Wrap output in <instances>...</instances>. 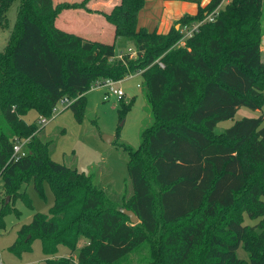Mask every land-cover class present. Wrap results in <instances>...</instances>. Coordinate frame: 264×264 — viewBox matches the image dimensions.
<instances>
[{
    "label": "trees",
    "instance_id": "1",
    "mask_svg": "<svg viewBox=\"0 0 264 264\" xmlns=\"http://www.w3.org/2000/svg\"><path fill=\"white\" fill-rule=\"evenodd\" d=\"M14 1L0 0V30L9 26ZM220 1L211 0L197 15L182 17L179 28L161 34L137 28L144 0H119L103 16L115 37L134 41L135 56L118 58L114 44L56 26L59 12L72 5L19 0L0 50V171L6 189L22 175L38 188L46 180L55 200L48 215L34 213L19 227L10 250H27L40 237L51 256L47 264H71L69 257L54 256L57 247L71 253L84 237L76 264H121L146 244L149 255L141 264H264V113L235 120L220 138L211 134L239 108L254 111L264 103L262 0H230L177 45L181 27L204 19ZM138 71L152 120L139 146L127 151L129 209L139 220L132 224L115 209L123 205L122 193L54 161L37 118L23 117L30 110L50 117L65 96L76 97L68 106L79 115L94 81H121ZM125 109L121 103L120 112ZM15 137H30L18 160L11 159ZM238 209L260 219L258 251L245 240L251 226L241 222ZM9 211L0 210V224ZM241 244L247 262L237 256Z\"/></svg>",
    "mask_w": 264,
    "mask_h": 264
},
{
    "label": "rangeland",
    "instance_id": "2",
    "mask_svg": "<svg viewBox=\"0 0 264 264\" xmlns=\"http://www.w3.org/2000/svg\"><path fill=\"white\" fill-rule=\"evenodd\" d=\"M18 5L19 0H15L7 11L9 26L0 30V49L1 44H4L3 36L8 37L14 25ZM113 44L115 56L118 58L122 53L135 50L134 41L125 37H116ZM131 56L134 57L135 53H131ZM112 82L113 86L91 87L85 92L84 107L79 115L67 104L58 102L57 112H54L41 128L40 135L51 141L54 161L75 167L78 171L91 175L95 182L104 186L110 184L113 190L122 193L123 205L115 206L116 210H120V208L129 209L128 197L132 192L128 185L127 151H133L139 146L141 131L151 123L152 119L145 96L144 81L140 74L127 75L121 81ZM111 87L122 90L124 94L121 101ZM70 100L73 103L76 97ZM121 103L126 106L122 113ZM262 113H264V103L260 109L254 111L241 107L233 118L218 122L211 134L220 138L224 130L235 120L243 116L257 117ZM23 118L27 122H32L38 118V114L30 110ZM105 135L111 136V139L106 140ZM0 173V210L11 209L2 216L0 224V264H47L46 259L51 256L44 254L40 237L31 239L29 249L20 250L18 253L10 250V246L16 240L19 227L30 222L34 213L49 214L55 200L49 183L44 180L38 188L33 180L28 183L26 176L22 175L14 178L12 186L6 189L3 186L2 171ZM24 190V194L18 195ZM261 198L264 200V196ZM236 214L241 222L251 226V229L256 228L260 220L248 216L239 209ZM250 230L245 240L255 250L259 229ZM158 231H163L162 226ZM86 243L87 240L80 237L76 250L71 253L64 245H58L54 256L69 257L71 264H76L78 251ZM148 255L149 244H146L131 253L121 264H141L140 260ZM237 256L248 261V252L243 244L237 249Z\"/></svg>",
    "mask_w": 264,
    "mask_h": 264
},
{
    "label": "crops",
    "instance_id": "3",
    "mask_svg": "<svg viewBox=\"0 0 264 264\" xmlns=\"http://www.w3.org/2000/svg\"><path fill=\"white\" fill-rule=\"evenodd\" d=\"M52 2L54 6L72 5L62 9L57 15L55 24L58 28L92 41L107 44L115 42L113 26L106 21L103 13L109 12L119 0H52ZM210 2L211 0H144L143 7L137 15V28L165 34L172 27L179 28L178 21L182 17L197 15L199 9ZM262 4L264 7V0ZM262 26L260 49L264 60V13ZM8 37L3 36L4 44H1L0 50L5 47ZM130 53H135V50Z\"/></svg>",
    "mask_w": 264,
    "mask_h": 264
},
{
    "label": "built area",
    "instance_id": "4",
    "mask_svg": "<svg viewBox=\"0 0 264 264\" xmlns=\"http://www.w3.org/2000/svg\"><path fill=\"white\" fill-rule=\"evenodd\" d=\"M229 1L230 0H221L220 3L217 5V7L214 10H212L210 13H208L204 19L197 21V22H193L189 25L182 26L180 29L181 38L178 40L177 45H184L186 39L192 37L199 30V27L201 24H203L206 21H212L215 18V16L218 14L220 8ZM160 65H162V63H160ZM136 73L139 74L140 71H138ZM128 76H131V75H128ZM108 85L113 86L112 80L94 81L92 83L91 87H101V86H108ZM111 90L119 98H121L124 94L120 88H112L111 87ZM70 101H71L70 98L65 96V97L59 99L57 101V103L61 102L62 104L69 105L72 103ZM57 103L55 104V106L52 109V114L54 112H57V108H56ZM52 114H51V116H52ZM51 116L50 117L39 116L37 118V124H38L39 128H42L48 122V120L51 118ZM29 139H30V137H26V138L15 137L13 139L11 159L18 160L21 157L26 155Z\"/></svg>",
    "mask_w": 264,
    "mask_h": 264
},
{
    "label": "water",
    "instance_id": "5",
    "mask_svg": "<svg viewBox=\"0 0 264 264\" xmlns=\"http://www.w3.org/2000/svg\"><path fill=\"white\" fill-rule=\"evenodd\" d=\"M104 137H105V139L107 140V139H109L111 136H107V135H105ZM110 139H111V138H110ZM120 212H122L124 215H126V216L129 218V220H130V222H131L132 224H136V223L139 221V220H138V217L136 216V214L134 213V211L131 210V209L120 208Z\"/></svg>",
    "mask_w": 264,
    "mask_h": 264
}]
</instances>
